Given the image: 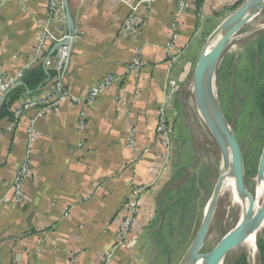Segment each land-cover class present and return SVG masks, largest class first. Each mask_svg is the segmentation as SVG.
<instances>
[{"label": "crops", "instance_id": "obj_1", "mask_svg": "<svg viewBox=\"0 0 264 264\" xmlns=\"http://www.w3.org/2000/svg\"><path fill=\"white\" fill-rule=\"evenodd\" d=\"M47 1L0 0V71L6 75L43 65L50 50L33 63L37 38L45 27L58 28ZM186 1L182 15L174 0L140 8L138 30L122 37L129 14L125 4L69 0L74 31L62 82L69 97L54 104L53 81L46 82L14 99L13 120H0V264H102L104 253L115 245L124 205L138 189L143 191L136 198L137 222L111 264L170 263L161 196L168 181L185 170L176 159L181 154L179 124L191 95V69L203 52L198 44L246 0ZM173 31L178 34L173 54L180 56L175 61L164 52ZM137 55L140 69L128 70ZM45 69L56 72L54 55ZM109 75L118 83L88 106L81 125L79 113L90 89ZM160 106L172 130L168 150L155 131ZM130 129L135 130L134 146L127 141ZM26 157L29 173L16 203L11 187Z\"/></svg>", "mask_w": 264, "mask_h": 264}, {"label": "rangeland", "instance_id": "obj_2", "mask_svg": "<svg viewBox=\"0 0 264 264\" xmlns=\"http://www.w3.org/2000/svg\"><path fill=\"white\" fill-rule=\"evenodd\" d=\"M212 39L210 36L201 41L198 44L200 51L206 49ZM196 60L193 59V66ZM211 75L218 116L238 143L245 188L254 195L258 162L264 146V115L259 108L264 93V9L232 37L208 76ZM190 82L186 115L179 124L181 154L176 156L178 164L185 170L168 181L167 193L164 195V191L161 196L168 217L163 237L169 242L166 246L169 264H182L187 256L223 165L220 151L195 104L192 80ZM227 172H231V165ZM169 193L172 196L169 197ZM170 198L175 202L171 201L168 206ZM239 214L240 209L231 203L229 191L220 193L200 251L202 255H207L236 226ZM256 242V257L250 258L246 249L239 245L226 254L223 264H260L258 248L259 244L264 246V228Z\"/></svg>", "mask_w": 264, "mask_h": 264}, {"label": "water", "instance_id": "obj_3", "mask_svg": "<svg viewBox=\"0 0 264 264\" xmlns=\"http://www.w3.org/2000/svg\"><path fill=\"white\" fill-rule=\"evenodd\" d=\"M62 5L65 13V24L67 29V39L63 43L54 44L48 55L43 61L45 67L47 61L54 55L57 48L62 46H68L71 43L73 37L74 23L69 10V0H62ZM264 9V0H246L238 9H236L213 33L211 38L216 41L208 53H205L206 49L201 53L192 75V89L194 95V101L200 111L204 122L211 133L223 159L224 171L231 165V172L234 178V185L238 195H246L249 204L247 212L243 219H241L236 226L226 234L219 243L207 254L202 255L200 253L204 241L208 235L210 228L212 215L215 209V205L218 199L220 187L222 184L223 174L222 171L218 180L214 194L211 200L205 207L201 226L197 232L194 242L190 248L187 263L192 264L199 259H206L205 264H223L224 257L228 252L235 249L242 244L244 235L249 232H257L262 222L264 221V202L261 205V209L258 213L253 215V200L250 194L247 193L244 178L241 153L238 143L234 135L229 131L224 123L219 118L220 122H214L208 114V108L205 102L204 94V82L210 72L216 67L222 53L226 46L230 43L232 37L241 30L254 16ZM22 86V83H18L13 86L7 93H5L0 99V108L5 101L7 95L16 87ZM264 175V146L261 151V155L258 162L256 179L260 180Z\"/></svg>", "mask_w": 264, "mask_h": 264}, {"label": "built area", "instance_id": "obj_4", "mask_svg": "<svg viewBox=\"0 0 264 264\" xmlns=\"http://www.w3.org/2000/svg\"><path fill=\"white\" fill-rule=\"evenodd\" d=\"M8 1V0H2ZM117 3L125 4L129 9V14L124 21L121 28V36H128L135 33L139 28V17L137 12L140 8L150 10L151 5L157 0H135L133 2H129L126 0H114ZM176 3V11L177 15H182L185 12L187 7L186 0H174ZM47 9L48 15L52 20L58 23V28L55 32L51 29L45 27L40 35L37 38L36 45L33 52V63L37 61H41L44 58V54H46L54 44L63 43L67 39V33L65 31V16L62 2L60 0H48L47 1ZM72 39V38H71ZM178 40L177 32L173 31L170 34V40L166 44L164 49L166 58H170L172 61H175L179 58V55H174V50L176 52V42ZM71 47L62 46L57 48L54 53V62H55V71L56 76L51 84V90L56 95V104L63 99L69 97L68 93L63 89V78L66 72V67L70 58ZM179 54V53H178ZM141 58L137 55L130 65L128 66V70H139L141 67ZM27 69H22L15 74L6 75L3 71H0V99L1 97L7 93L13 86L21 82L23 74ZM118 83V79L113 75L107 76L99 86L93 87L90 89L85 102L82 105V109L79 113L80 124L83 125L85 119L88 117V106L94 102L98 97L102 95L107 89H109L114 84ZM31 104H27L24 108H27ZM20 111H17L16 116L19 115ZM43 112V111H42ZM156 125L155 131L158 138L159 143L166 150L170 149L172 145V130L168 123V119L166 116V110L164 106H160L156 113ZM15 123L11 124L5 131H11ZM35 131V118L30 119L27 128L28 137H32ZM4 131L0 130V135ZM127 141L129 146L135 145V130L130 129L127 133ZM29 173V159L26 157L21 165L19 166L15 177L13 179V184L11 187V195L14 202L19 203L22 200V186L23 183ZM142 189L136 190L135 193L131 197L128 198L126 204L123 209V218L121 223L118 226L115 235V245L106 253H104L102 264H111L112 257L116 249L122 247L127 240L128 234L134 225L137 222L138 218V206L136 198L142 193Z\"/></svg>", "mask_w": 264, "mask_h": 264}, {"label": "bare ground", "instance_id": "obj_5", "mask_svg": "<svg viewBox=\"0 0 264 264\" xmlns=\"http://www.w3.org/2000/svg\"><path fill=\"white\" fill-rule=\"evenodd\" d=\"M254 18H255V16H254ZM254 18H252V19H254ZM215 41L216 40L214 38L210 41L208 47L206 48L205 53H208L211 50ZM204 94H205V102H206V106L208 108V114L210 115V118L214 122H220L219 116L217 113V109H216V94H215V89H214V77L212 75L207 76L205 79ZM199 114H200L202 120L204 121L200 111H199ZM223 169H224V163L222 165L221 173H222V171H224ZM225 171L223 174V179H222V184L220 187L219 194L226 191V190L229 191L231 203L240 209L239 220H238V222H239L241 219L244 218V216L247 212L249 201H248L246 195H238L237 194L236 188L234 185V178H233L232 172L225 173ZM246 191H247V189H246ZM248 191H249V189H248ZM248 191H247V193L250 194V196L252 197V200H253V209H252V214L250 216V218H251V217H253V215H255L256 213H258L260 211L261 205L264 202V176L260 180L256 179L255 186H254V195H252ZM263 228H264V221L262 222V224H261V226L257 232H249V233H246L244 235V239H243L241 246H243L246 249L247 254L252 259L254 257H256V253H257V248H256L257 235L260 233V231ZM188 254H189V252H188ZM188 254H187V256H185L182 264L187 263ZM205 263H206V259L204 258V259L196 260L192 264H205Z\"/></svg>", "mask_w": 264, "mask_h": 264}, {"label": "trees", "instance_id": "obj_6", "mask_svg": "<svg viewBox=\"0 0 264 264\" xmlns=\"http://www.w3.org/2000/svg\"><path fill=\"white\" fill-rule=\"evenodd\" d=\"M55 75L56 72L45 69L41 63L37 64L30 70L25 71L21 79L22 86L13 89L5 98V101L0 108V120L4 118L13 120L11 106L14 99H18L24 93L36 92L40 87L45 85L46 82H52ZM259 108L264 115V93L259 100ZM259 246L260 264H264V246L261 244H259Z\"/></svg>", "mask_w": 264, "mask_h": 264}]
</instances>
